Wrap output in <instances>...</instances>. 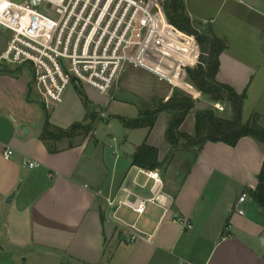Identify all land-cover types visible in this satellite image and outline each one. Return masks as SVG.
I'll use <instances>...</instances> for the list:
<instances>
[{
  "label": "crops",
  "instance_id": "0c3cea01",
  "mask_svg": "<svg viewBox=\"0 0 264 264\" xmlns=\"http://www.w3.org/2000/svg\"><path fill=\"white\" fill-rule=\"evenodd\" d=\"M184 6L195 28L208 27L226 40L216 81L245 92L242 121L256 112L264 127V0H184ZM180 39L179 51L164 43L156 49L150 71L130 65L111 96L83 87L85 105L70 87L47 112L49 122L61 128L92 122L93 130L56 153L39 139L46 117L38 123L24 73L0 72V240H5L0 253L28 248L25 264L41 259L48 264H264V206L251 196L264 159L262 143L251 137L234 146L206 142L193 159L192 149L176 152L166 141L167 113L161 112L152 128H127L117 118H136L174 88L203 95L182 69L192 67L199 47ZM139 71L147 74L143 86L133 80ZM193 109L179 128L190 135L198 110ZM142 143L157 148L161 166L132 164ZM6 147L14 150L8 160ZM176 161L181 167H174ZM139 169L159 172L164 190L158 201L148 202L139 217L126 207L108 210L105 197H120L124 187L149 195ZM241 194L246 199L237 206L243 214L235 210ZM123 209L134 214L133 222ZM120 220L134 224L141 237L130 241L132 232Z\"/></svg>",
  "mask_w": 264,
  "mask_h": 264
},
{
  "label": "built area",
  "instance_id": "2783aa9c",
  "mask_svg": "<svg viewBox=\"0 0 264 264\" xmlns=\"http://www.w3.org/2000/svg\"><path fill=\"white\" fill-rule=\"evenodd\" d=\"M155 7L163 13L156 0H0V28L9 32L0 50V67L26 66L44 108L61 103L74 81L109 95L126 67L149 70L158 60L156 41L166 39L162 27L170 24L160 19ZM39 9L46 15L37 13ZM215 107L224 110L219 103ZM13 153L6 147L3 157L8 160ZM139 173L146 177L142 187L148 184L149 195L124 187L120 197H105L108 210L126 207L139 217L148 202L158 201L164 190L159 172L139 169ZM245 199L246 194L238 198L239 214L243 210L237 205ZM120 222L132 232L130 241L141 237L134 224ZM183 224L190 227L186 221Z\"/></svg>",
  "mask_w": 264,
  "mask_h": 264
},
{
  "label": "trees",
  "instance_id": "16d2710c",
  "mask_svg": "<svg viewBox=\"0 0 264 264\" xmlns=\"http://www.w3.org/2000/svg\"><path fill=\"white\" fill-rule=\"evenodd\" d=\"M164 10L169 24L180 32L173 30L170 25L167 29L192 43L195 39L199 46L197 63L195 58L191 64L195 66L185 67L189 80L200 93L207 95L214 102H226L230 107V115L228 117L218 116L211 108L197 110L194 115V134L181 132L179 128L187 114L193 109L194 101L190 96L175 89L169 98L158 100L152 108L140 112L136 118L118 116V120L127 128H152L157 116L161 112L167 113L169 119L165 130L166 141L173 149H176L179 144L186 149H192L193 159L206 142H223L234 146L241 138L251 137L264 145V127L259 124L260 114L254 112L248 121H242L246 93H237L229 85L216 81L219 56L227 48L226 40L214 35L208 27L204 32L195 28L185 12L184 0H166ZM0 71L11 72L7 67H0ZM29 95L30 91L28 97ZM81 98H83L82 95ZM83 102L85 105L88 104L86 97L83 98ZM92 130V122H74L67 128L57 127L49 122L47 113L39 139L49 152L56 153L61 150L58 144L63 140L68 141L67 147H72L74 138L79 136L85 138ZM132 164L148 169H155L162 165L158 161L157 148L147 143H142L137 148ZM251 196L259 206H264V159L257 176V185L251 191Z\"/></svg>",
  "mask_w": 264,
  "mask_h": 264
},
{
  "label": "rangeland",
  "instance_id": "374dc122",
  "mask_svg": "<svg viewBox=\"0 0 264 264\" xmlns=\"http://www.w3.org/2000/svg\"><path fill=\"white\" fill-rule=\"evenodd\" d=\"M165 1L166 0H156L158 6L162 7V11L164 10V2ZM155 12L159 14L160 19L162 17L165 21H168V18L166 16L165 10L163 11V13L162 12L159 13V11H157V7H155ZM37 13L46 15L44 12L41 11V9L37 10ZM48 20L49 21H52L49 18H48ZM206 25L208 26V23ZM199 30L201 32H204L205 31V28L200 27ZM162 32H163V35L166 37V39L165 40H162V42L160 41L161 43H159V40L156 41V43H157V45L159 47H161V46H163L165 44L167 47H169V48H171V49H173L175 51H179V48H181V45L178 43L181 40L180 38H182L183 40H187L184 37H181L179 35H176V34L170 32L167 29L166 25H164V24H163V27H162ZM8 35H9V32L6 29L0 28V42L3 40V38H7ZM191 37L194 38L193 36H191ZM194 43L197 44L196 41H195V39H194ZM197 46H198V44H197ZM199 52H200V50H199ZM197 61H198V59L196 58V63H197ZM192 66H195V64L192 65ZM7 68L11 72H5V71H0V72H2V73H9V74H15V75H17V73L18 74L19 73H24L27 81L29 82V90H28V91H30V95L29 96L31 97L32 102L33 103L35 102L34 104H36L35 105V108H36V113L38 115V123H40L46 117L47 112H50L49 110L51 108H53V106H51L50 108H44L42 105H40V102L38 101L37 94H36V91L34 89V85H33V82H32V73L30 72V70L28 68H26V66L11 65V66H9ZM129 68H130V66L126 67V69L121 73V75L119 76L116 84L113 87V90L109 94L110 96L112 95L113 91H115L116 88L120 85V81L122 80V78L124 77V75H127L128 74V72H129L128 69ZM182 69H183L184 73L186 74V71H185L184 66L182 67ZM137 74H139V75H136V76L134 75L133 76V80L136 81L135 83L139 82V83H137L138 85L143 86L142 84H144V81H146L143 76L144 75H147V74H145L142 71L137 72ZM153 80H155V79L153 78ZM83 87L84 86L82 84L76 83L75 81H74V83L71 86V88H75L76 89V91H77V93H78V95L80 97L82 95V97L84 98L85 95L83 93ZM175 89L176 88H174L173 90H171L172 91V94H173V92H174ZM177 90L179 92L187 95V96H190L193 99V101H194V107H193L194 109L193 110L194 111H196V109L199 110V109L211 108V109L215 110V112H216V114L218 116L228 117L230 115V107H229V105L226 102H223V101L222 102H214L213 100L210 99V97H208L207 95H204V94L201 95L200 97H195V96L190 95L189 93H187L186 91H184L182 89H179L178 88ZM166 99L167 98H165L164 100H166ZM215 103L216 104L219 103L221 106H223L224 110L223 111H219L215 107ZM119 108H120L121 111H128V108H126V107H119ZM1 122L2 123L4 122V116H1L0 117V123ZM105 124L106 123H103L104 126H105ZM105 129H106V126H105ZM80 139H81L80 137L79 138L77 137V138L74 139V141L75 142H78ZM67 142H68L67 140H63L61 143L58 144V147H64V146H66ZM180 150H186V148L183 147V146H180V144H179V146L176 148V152H178ZM173 151H175V150H173ZM174 154H175V152H174ZM179 166L181 167L180 162L177 163V161H176L174 167H179ZM134 174H135V171H133L131 173V176L133 177ZM143 180H144V175L141 174L140 175V182L142 183ZM121 212H122V215L125 216V219L126 220H128L129 222H133L134 221V218H135L134 217V214L130 210L123 209ZM142 225L143 224L141 222L138 223V227H142ZM0 244L1 245H5V240L4 239H1L0 240ZM29 253L30 252H29V249L28 248H11V249L8 248V250H7V252L5 254L0 253V263H2V264H25V260H24L25 257H27L30 260V254ZM40 256L42 257V255H40ZM26 264H31V262L29 261ZM37 264H48V263H44L42 261V259H41L40 261L37 262Z\"/></svg>",
  "mask_w": 264,
  "mask_h": 264
},
{
  "label": "water",
  "instance_id": "95a60500",
  "mask_svg": "<svg viewBox=\"0 0 264 264\" xmlns=\"http://www.w3.org/2000/svg\"><path fill=\"white\" fill-rule=\"evenodd\" d=\"M27 131V130H26ZM11 199V196H9L8 198H7V201H9Z\"/></svg>",
  "mask_w": 264,
  "mask_h": 264
}]
</instances>
